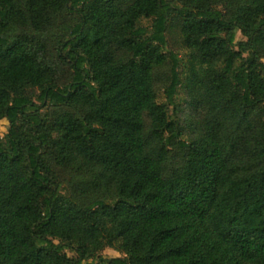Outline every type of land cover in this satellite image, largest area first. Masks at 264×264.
<instances>
[{
  "label": "trees",
  "instance_id": "trees-1",
  "mask_svg": "<svg viewBox=\"0 0 264 264\" xmlns=\"http://www.w3.org/2000/svg\"><path fill=\"white\" fill-rule=\"evenodd\" d=\"M1 119L0 264H264V0H0Z\"/></svg>",
  "mask_w": 264,
  "mask_h": 264
},
{
  "label": "rangeland",
  "instance_id": "rangeland-1",
  "mask_svg": "<svg viewBox=\"0 0 264 264\" xmlns=\"http://www.w3.org/2000/svg\"><path fill=\"white\" fill-rule=\"evenodd\" d=\"M174 16V15H173ZM173 18V17H172ZM141 25L144 27L150 28L151 21L148 19H144L141 22ZM167 40H168V52H173L179 56V58L183 61L181 64V69L186 70L187 68V61L190 58V53L189 50L185 47L183 43V38L180 32L179 28V23L176 19H173L171 21L168 31H167ZM243 40H246V37L239 32L237 35V42H241ZM171 69H172V61H169L165 66L161 67L157 71V80H156V90L158 93V98L161 103H167V94H166V87L168 86L169 79L171 76ZM183 72V76H185V72ZM185 92L182 89H179L177 95H176V101L178 103H184L185 101ZM170 106V112L173 114L174 113V106ZM10 122L7 119H1L0 120V135L4 136L9 129ZM68 183V182H67ZM64 185L63 192L68 194L69 193V184ZM66 253L71 256V257H76L77 253L67 249ZM125 254L118 251L116 248L113 247H106L104 250L101 252V256L103 258L107 257H115V256H124ZM94 263L97 262V260H91Z\"/></svg>",
  "mask_w": 264,
  "mask_h": 264
}]
</instances>
